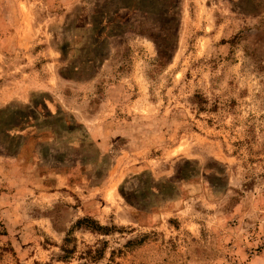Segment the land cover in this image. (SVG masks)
Returning <instances> with one entry per match:
<instances>
[{"label": "rangeland", "instance_id": "374dc122", "mask_svg": "<svg viewBox=\"0 0 264 264\" xmlns=\"http://www.w3.org/2000/svg\"><path fill=\"white\" fill-rule=\"evenodd\" d=\"M95 248L264 264V0H0V264Z\"/></svg>", "mask_w": 264, "mask_h": 264}, {"label": "trees", "instance_id": "16d2710c", "mask_svg": "<svg viewBox=\"0 0 264 264\" xmlns=\"http://www.w3.org/2000/svg\"><path fill=\"white\" fill-rule=\"evenodd\" d=\"M84 225L87 229L91 231H99L102 232L103 234L108 233V231L111 230V227H108L107 225H101L99 224L95 219L91 217H82L77 219L75 226L74 227H80ZM65 240H68V238H65ZM67 247H63V250L68 253L69 249H65ZM103 252L99 248H95L93 250L89 251V260L91 264H96L95 261L99 258H101L103 255Z\"/></svg>", "mask_w": 264, "mask_h": 264}]
</instances>
